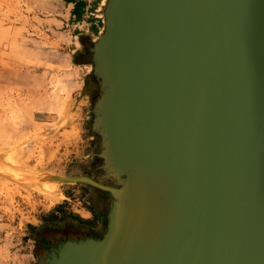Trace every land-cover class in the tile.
<instances>
[{
    "label": "water",
    "instance_id": "95a60500",
    "mask_svg": "<svg viewBox=\"0 0 264 264\" xmlns=\"http://www.w3.org/2000/svg\"><path fill=\"white\" fill-rule=\"evenodd\" d=\"M98 95V238L40 264H264V0H106L89 48Z\"/></svg>",
    "mask_w": 264,
    "mask_h": 264
},
{
    "label": "rangeland",
    "instance_id": "374dc122",
    "mask_svg": "<svg viewBox=\"0 0 264 264\" xmlns=\"http://www.w3.org/2000/svg\"><path fill=\"white\" fill-rule=\"evenodd\" d=\"M79 1L0 0V264L35 262L36 230L47 223L100 215L89 201L98 190L51 179L98 176L92 152L99 138L90 131L85 91L91 65L75 61L73 45V53L64 48L70 37L60 22ZM82 40L78 49L90 46ZM66 192L73 197L65 200Z\"/></svg>",
    "mask_w": 264,
    "mask_h": 264
},
{
    "label": "flooded vegetation",
    "instance_id": "af4514ba",
    "mask_svg": "<svg viewBox=\"0 0 264 264\" xmlns=\"http://www.w3.org/2000/svg\"><path fill=\"white\" fill-rule=\"evenodd\" d=\"M75 61L80 60L81 64H87L90 59V53L85 47L82 48L75 56ZM86 93L91 95V101L95 100L98 95V90L95 81L90 75V83L86 86ZM91 103V105H92ZM91 111V110H90ZM91 119V114H90ZM100 164V160H95L93 166L97 169V166ZM97 165V166H95ZM97 172V170H95ZM95 177V176H93ZM101 193H107L104 191H96V194L92 195L89 199L90 209L95 212L99 211L100 215L94 213L93 217L89 221H83L82 217L71 215L70 217L64 218L61 222L46 224L40 229L36 230V237L34 238L35 242V257L36 261L32 264H40L45 262V259L50 255V253L57 247V244L64 239H78L91 236L98 238L102 236L106 229L107 222V213L108 206L111 201L108 197L107 209L103 210L101 204L103 199H100L97 195Z\"/></svg>",
    "mask_w": 264,
    "mask_h": 264
},
{
    "label": "crops",
    "instance_id": "0c3cea01",
    "mask_svg": "<svg viewBox=\"0 0 264 264\" xmlns=\"http://www.w3.org/2000/svg\"><path fill=\"white\" fill-rule=\"evenodd\" d=\"M105 3L106 0H80L75 5L66 7V11L62 15V19L60 22L62 25L68 27L67 33L69 34L70 42L66 43L64 46V48L67 49L68 52L73 53L74 49L79 52L82 49H78L75 41L76 39H79V44H81L83 43L82 38H86L87 42L91 46V43L98 38V35L103 31V8ZM71 45L74 46V49H72ZM90 46L86 48L88 49V51ZM77 61V63H80V60ZM88 63H90V59ZM66 195L67 196L63 197L65 200L73 197V194H71L70 192H66ZM74 212L75 211L72 210V213ZM80 217L87 218L83 217L82 215H80Z\"/></svg>",
    "mask_w": 264,
    "mask_h": 264
},
{
    "label": "bare ground",
    "instance_id": "6f19581e",
    "mask_svg": "<svg viewBox=\"0 0 264 264\" xmlns=\"http://www.w3.org/2000/svg\"><path fill=\"white\" fill-rule=\"evenodd\" d=\"M74 75H75V74H74ZM70 76H71V74H70ZM62 78H63V77H62ZM66 81H67V80H66ZM67 82H68V81H67ZM67 82H66L65 84H67ZM73 85H74V84H73ZM44 181L47 182L48 185L46 184V186H48V188H49L48 191H49V190H50V187H51V184H53L54 182H53V181H50V180H48V179H47V180H44ZM44 181H43V182H44ZM55 192H56V189H55ZM55 192H53V193H55Z\"/></svg>",
    "mask_w": 264,
    "mask_h": 264
}]
</instances>
